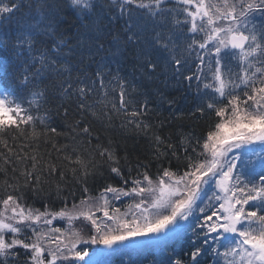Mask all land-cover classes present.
Segmentation results:
<instances>
[{"label":"snow or ice","instance_id":"6c2138e0","mask_svg":"<svg viewBox=\"0 0 264 264\" xmlns=\"http://www.w3.org/2000/svg\"><path fill=\"white\" fill-rule=\"evenodd\" d=\"M25 7L12 33H0V53L8 54L0 55V137L30 128L38 149L46 132L59 135L68 127L72 142L53 147L68 165L79 166L71 168L73 178L82 171L86 182L97 165L81 158L79 145L101 139L87 117L110 122V112H117L126 114L121 127L148 140L151 158L122 166L125 158L111 145H96L119 184L74 201L71 209L65 202L57 211L47 204L41 210L25 203L24 190L41 192L45 168L63 177L61 157L28 155L24 148L32 143L16 152L0 138L8 153L0 157L13 173L12 156L31 161L18 174L23 185L4 182L0 264H110L104 258L113 255L119 264H141L144 254L151 256L147 264H202L208 255L213 264H264V23H254L264 21V0H64L63 6L0 0V18ZM65 7L88 21L73 44L60 31ZM105 18L123 19L122 33H106ZM105 35H111L107 49ZM173 83L195 98L189 117L215 115L205 132L182 136L178 145L147 122L164 102L173 107L164 93ZM50 104L63 118L55 127ZM70 116L80 118L68 123ZM170 156L183 167H164ZM63 191L57 185L56 197ZM125 199L131 201L125 211L113 206ZM57 219L67 220V230L51 227ZM74 221L82 226L73 227ZM189 232V248L178 252L170 241Z\"/></svg>","mask_w":264,"mask_h":264},{"label":"trees","instance_id":"16d2710c","mask_svg":"<svg viewBox=\"0 0 264 264\" xmlns=\"http://www.w3.org/2000/svg\"><path fill=\"white\" fill-rule=\"evenodd\" d=\"M7 2V0H5ZM56 3L61 6L64 5V0H56ZM170 5V4H169ZM28 8L25 7L19 12L13 14L10 19L0 18V33L11 34L15 28L16 20L22 15V13L27 12ZM60 18L64 23L60 24V31L64 33L65 37L68 38L70 44L75 43L79 34L83 31L81 27L82 23H88V21H81L77 18V15L73 11H70L68 8H64L60 13ZM144 22V21H141ZM102 26L106 33H111L113 35L122 33L124 27L123 19H112L111 21L107 18L102 20ZM101 42L104 43L105 48L111 46V35H105L101 38ZM2 56L8 55L7 53H0ZM195 90V86L192 91ZM165 95L169 99H174L175 104L173 107L169 108L167 102H164L162 105L156 108V111L151 113L147 117V122L153 125V132L158 135H161L166 138L167 143L179 144L180 138L187 137L191 135L193 139L200 136L203 132L207 130V124L209 122L215 121L214 113L208 116H199L189 117V111L193 108L195 98L193 95H190L186 90L185 86L171 84L167 89H164ZM115 102L117 107H119V97L115 96ZM226 103V101H225ZM48 108L51 109L49 115L51 116V121L49 123L51 126L55 127L61 123L63 119L62 116L58 117L56 115V108L54 105H48ZM110 107V106H109ZM131 111V109H129ZM62 112V110H61ZM111 121L109 122L108 118L105 117L103 121L96 120L95 118L88 116L87 119L91 121L93 125V135L99 134L101 139L91 141V144L81 143L79 145V151L81 158L85 161H92L96 168V175H89L86 182L83 179L82 171L77 173V177L74 179L71 168H79L78 165H68L67 162L62 160V154L57 153L53 144L56 147L71 143L70 136L72 135L68 127H62L60 129V134H53L46 132L45 135L40 137L37 144L31 141V129L25 130L21 128L20 130H12L7 134L3 135L2 139L6 140L8 145L13 148L14 151L19 152L21 145H28L32 143V147L24 148V152L28 155H32L33 152L38 150L39 155L43 156L44 160L49 158L55 160L58 156L61 157L60 161L61 170L65 173L63 177L59 172L49 175L47 169H44L43 174L40 176V183L37 187L41 189L39 194H35L31 189H25L27 193L25 197V203L33 208H41L43 210V204H47L52 211H57L64 207L65 202L68 204V207H72V203L75 201L79 203L82 197L90 195L95 197L99 191L107 186L108 184L118 185L119 180L111 178L108 171V164L104 162L103 159L96 154L95 146L102 145L103 147H109L111 145L112 150L118 157L125 159L121 160V165L125 164V160L130 162L131 165H135L136 162L142 161L147 162L151 158V151L149 149L148 140L143 135H135L128 128L121 127L122 123L126 120V114L110 112ZM79 119V116L69 117L68 123H71L72 119ZM161 124L164 126L159 127ZM13 137H16L14 140ZM77 141H80L81 138L77 137ZM86 139V138H85ZM0 152L8 154L6 150L0 145ZM50 154V155H49ZM181 156V161H183V153L179 151ZM171 165L165 160L163 162L164 167L171 166L172 170H176L178 162L175 157L170 156ZM13 165L16 168V173L12 172L10 166H6L3 162V158L0 157V198H3L5 185L4 182L8 179L9 183H19L24 184V177L19 176L18 174L22 172L25 167H31V161H17L15 156L11 157ZM180 167H183V164L180 163ZM7 169V176L4 172ZM92 164L88 165V171L92 172ZM127 172V169L125 168ZM157 165L152 164L149 169V175L153 179L156 178ZM13 176H18V180L10 179ZM57 185H59L64 191L61 193V198H57L55 195ZM87 186L89 189L88 193H85L83 188ZM11 192V189H8ZM59 225V223H56ZM191 233V232H189ZM184 236L183 240L172 243L176 250L179 252L181 249L185 251L189 248L190 235ZM210 259V255L203 258L202 264L206 263Z\"/></svg>","mask_w":264,"mask_h":264},{"label":"rangeland","instance_id":"374dc122","mask_svg":"<svg viewBox=\"0 0 264 264\" xmlns=\"http://www.w3.org/2000/svg\"><path fill=\"white\" fill-rule=\"evenodd\" d=\"M208 2V0H206V3ZM168 7H177V5H173V4H170V5H167ZM194 10V8H193ZM254 23L256 24H261V23H264V21H261V20H256L254 21ZM260 43L264 44V41H260ZM259 150V149H258ZM211 193H209L210 195ZM131 203L130 200L128 199H125L123 200L122 202H118V203H115L113 206L114 207H119L121 209V211H125L126 208H127V205ZM71 209V207L69 208ZM97 215H102V213H97ZM56 223H59V225H56ZM84 223H87V222H84ZM82 226V223L81 221H74L73 222V227L75 228H80ZM51 227H60L62 230H67L68 228V223H67V220H61V219H57V220H54L53 221V225ZM190 237H191V233H189ZM183 236V235H182ZM97 246L93 245L92 248H96ZM100 247H103V246H100ZM151 258V257H150ZM149 258V259H150ZM104 259H108L110 260V264H119V257L118 256H111V257H105ZM141 264H147L146 261L142 260L141 259ZM204 264H213V260H212V257L210 255V259L204 263Z\"/></svg>","mask_w":264,"mask_h":264}]
</instances>
